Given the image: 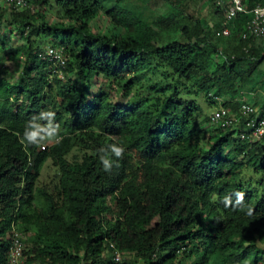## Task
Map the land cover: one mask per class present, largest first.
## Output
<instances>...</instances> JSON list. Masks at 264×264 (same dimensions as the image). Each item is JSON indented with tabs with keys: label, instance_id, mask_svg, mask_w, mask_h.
Segmentation results:
<instances>
[{
	"label": "trees",
	"instance_id": "obj_1",
	"mask_svg": "<svg viewBox=\"0 0 264 264\" xmlns=\"http://www.w3.org/2000/svg\"><path fill=\"white\" fill-rule=\"evenodd\" d=\"M219 1L155 0L169 12L153 17L123 0L0 3V264L16 234L24 264H119L116 252L123 264H264V141L198 103L220 97L240 117L264 60L242 33L264 0H243L248 14L230 22ZM110 145L122 153L105 171ZM49 161L53 190L40 181Z\"/></svg>",
	"mask_w": 264,
	"mask_h": 264
},
{
	"label": "built area",
	"instance_id": "obj_2",
	"mask_svg": "<svg viewBox=\"0 0 264 264\" xmlns=\"http://www.w3.org/2000/svg\"><path fill=\"white\" fill-rule=\"evenodd\" d=\"M0 3L11 5L15 10L27 8L29 6L28 0H0ZM222 4V0L218 2ZM227 19L234 20L239 14H248L245 9L243 0H228ZM251 14V19L246 23L242 33L243 39H254L259 41L264 38V7H257ZM231 28L227 25L218 33L219 36L229 37L231 35ZM47 57L58 67H63L65 64V56L63 49L50 47L47 51ZM216 102L215 111L212 113V120L214 123L220 125L222 128H229L237 126L240 119H245L246 127L240 129V136L242 139H249L251 141H264V119H257L256 108L248 103L245 99H241L240 103V117L232 112L230 108L223 106V100L220 97H214ZM25 245L22 237L16 234L9 264H24L23 249ZM114 259L119 264L122 263L121 255L114 254Z\"/></svg>",
	"mask_w": 264,
	"mask_h": 264
},
{
	"label": "rangeland",
	"instance_id": "obj_3",
	"mask_svg": "<svg viewBox=\"0 0 264 264\" xmlns=\"http://www.w3.org/2000/svg\"><path fill=\"white\" fill-rule=\"evenodd\" d=\"M50 3L53 0H49ZM105 2L109 5H114L118 0H105ZM121 3V2H120ZM123 7L130 8L131 10H134L135 12H144L146 15L149 16H158L161 13H165L168 11L165 7H159L155 5V0L152 1L151 6L146 5L142 1L138 0H123L121 3ZM107 22L101 19L99 22V26L101 27H107ZM264 39V38H263ZM261 39V40H263ZM261 40L257 41L259 44L261 43ZM247 65H243L246 67V70H249L247 68L249 66L248 63ZM241 67H239V70ZM244 99L250 103L256 106L257 109V115L260 117H264V60L257 64L255 68L248 73V78L244 86H242V95L241 98L238 99L240 101L241 99ZM198 103L201 105V107L205 110V112L208 115H212V113L215 111V107L213 105H209L207 101L202 97L198 99ZM47 145V143H46ZM84 154L80 150H75L73 151L69 156L68 160L69 161H76L79 160L81 161L82 157ZM56 170L52 166V162L49 161L40 177L41 184H47L49 185L51 190L55 188V183L57 181L56 179ZM244 179L247 180H253V184L256 183L260 177H257L254 175L250 170H246L243 173ZM127 264H144L143 262L137 261L133 258H130L129 260L126 261Z\"/></svg>",
	"mask_w": 264,
	"mask_h": 264
},
{
	"label": "clouds",
	"instance_id": "obj_4",
	"mask_svg": "<svg viewBox=\"0 0 264 264\" xmlns=\"http://www.w3.org/2000/svg\"><path fill=\"white\" fill-rule=\"evenodd\" d=\"M24 140L28 143L30 142V138L28 137H25ZM109 147L111 149L110 155L99 158V162L102 164L105 171H110L113 166L114 161L111 159V156L120 157L122 153V149L116 145H110Z\"/></svg>",
	"mask_w": 264,
	"mask_h": 264
},
{
	"label": "crops",
	"instance_id": "obj_5",
	"mask_svg": "<svg viewBox=\"0 0 264 264\" xmlns=\"http://www.w3.org/2000/svg\"><path fill=\"white\" fill-rule=\"evenodd\" d=\"M258 43V42H257ZM260 45V47H264V39L263 40H261V43L259 44L258 43V46ZM243 99H244V97H243ZM253 105V104H252ZM254 106V105H253ZM255 108H256V106H254ZM256 111H257V109H256ZM263 113H264V111H263ZM257 119H264V117H260V116H258L257 115V112H256V116H255Z\"/></svg>",
	"mask_w": 264,
	"mask_h": 264
}]
</instances>
